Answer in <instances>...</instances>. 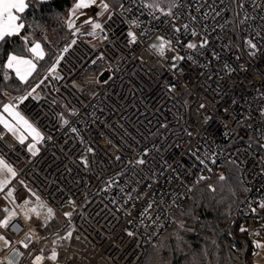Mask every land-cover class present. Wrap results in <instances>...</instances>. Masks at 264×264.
Instances as JSON below:
<instances>
[{"label":"built area","instance_id":"2783aa9c","mask_svg":"<svg viewBox=\"0 0 264 264\" xmlns=\"http://www.w3.org/2000/svg\"><path fill=\"white\" fill-rule=\"evenodd\" d=\"M106 2L103 31L74 33L12 100L44 137L40 148L33 154L0 130V155L16 169L0 191L5 209L16 213L1 228L11 239L0 250L4 264L15 249L16 264H139L193 182L225 161L238 166L245 189L236 217L249 233L261 225L252 210L264 197V0H170L171 16L141 0ZM158 37L173 50L161 55L152 47ZM204 38L203 49L185 46ZM177 55L184 59L174 61ZM20 179L49 205L72 207L51 232L34 226L49 223L45 210L25 216V200L15 197ZM41 249L56 259L35 261Z\"/></svg>","mask_w":264,"mask_h":264},{"label":"trees","instance_id":"16d2710c","mask_svg":"<svg viewBox=\"0 0 264 264\" xmlns=\"http://www.w3.org/2000/svg\"><path fill=\"white\" fill-rule=\"evenodd\" d=\"M108 1L118 5L124 0ZM141 1L145 4L153 2ZM164 1L166 3L161 8L167 11L170 0ZM74 2L47 0L41 3L32 0L25 13V23L30 27L22 30L21 34L29 36V46L33 41L39 42L45 55L36 61V71L26 82H21L13 72L0 67V109L14 95L25 91L41 77L42 71L53 61L54 53L74 34L67 24L69 9ZM9 52L31 56L19 37H11L0 43V66L6 61ZM5 72L8 74L7 79ZM41 88L44 91L43 86ZM220 170V174L217 171L210 172L203 179L193 182L187 201L174 212L173 222L159 238L146 246L139 264H259L253 259L255 253L251 254L250 245L252 241L264 239L261 238L264 233V208L259 207L264 197L255 207L261 221L255 232L259 235L241 232L243 226L236 217V209L245 195V189L239 168L234 162L225 161ZM221 174L225 177L223 181L219 179ZM4 212L5 206L0 201V218ZM53 228L55 226L45 231H52ZM0 234H3L1 228Z\"/></svg>","mask_w":264,"mask_h":264},{"label":"snow or ice","instance_id":"6c2138e0","mask_svg":"<svg viewBox=\"0 0 264 264\" xmlns=\"http://www.w3.org/2000/svg\"><path fill=\"white\" fill-rule=\"evenodd\" d=\"M32 0H0V43H4L7 41L8 38L11 37H19L24 42V48L25 50L31 54L30 57L24 56L22 54H18L16 52H9L7 54V59L3 63L2 67L3 69L9 70L11 72L15 73V76L22 82H26L28 77L32 75L33 72L36 71V61H39L44 58V50L39 42H31V46H29V36L27 34L22 35V30H25L26 27H30V25H27L25 23V13L30 8ZM41 3H46L47 0H39ZM164 2V0H153L152 3L145 4L144 7L153 9V10H159L164 15L171 16V8L175 7V3L172 2L169 4V9L167 12H164L163 8H161V4ZM98 8L99 11L95 12L94 15L89 14V11L93 8ZM109 3L106 2V0H75V2L72 4L71 8L69 9V17L67 20V24L69 28L74 27V19H79L81 16L86 17L83 20V24L90 25L93 29L94 34L95 30H101L103 31V25L96 19V17H102L106 12L109 11ZM151 14V13H150ZM109 19H111V16H109ZM247 19V17H245ZM131 23L133 25L139 26V21L132 20ZM39 26V25H37ZM188 26L185 25V28ZM78 31V29H77ZM175 31L179 32L180 29H176ZM128 37L130 38V42H135L136 40V34L132 31H128L127 33ZM192 35L196 36L197 33L193 30ZM159 40L158 45H152L153 48H156L157 51L163 55L165 52V49L173 50L172 42L170 40L164 39V37H158ZM208 40L207 38H204L201 40L199 45L195 42H189L185 46L188 49H196L197 47L203 49L207 46ZM247 46L252 49L253 51L250 52V55L255 57L257 48V45L251 40L246 41ZM66 50V49H65ZM189 60L193 59L191 55L187 57ZM219 57L217 56V59ZM184 57L182 56H174V61H180L183 60ZM173 67H176V64H173ZM51 71H55V68L53 67ZM8 78L7 72H5V79ZM21 100L26 99V97H20ZM3 113H6L8 117L11 118V122L5 118V116L0 113V124L4 126L5 129H7L9 132H12L14 135L17 136L20 143L23 144L26 136L22 133H26L28 136L32 137V140L35 143L41 142L44 137L41 135V133L38 131V129L29 122L28 119H26L23 115H21L20 112H18L15 108V106L12 103H7L3 105ZM64 123H67V121H64ZM73 132L76 131L75 128L72 129ZM35 143L30 144L28 146L29 151H32L33 154H35ZM89 152L92 151V149H88ZM119 159V157H117ZM85 165H87V160H84ZM137 163L143 164L144 160H138ZM0 172H6L10 174L11 176H15V171L12 169V167L7 164L3 159H0ZM203 179V177H201ZM219 179L221 181L225 180V177L223 174L220 175ZM8 183L7 177L0 180V189H2L6 184ZM7 195L9 197L12 196V191L10 190ZM27 204L28 202L25 201ZM149 207H151V204H149ZM260 208H264V201L260 202L259 204ZM39 209H46V212H44L45 219L50 218L53 215V211L51 208H47L46 205H44L42 202L38 203L37 207H34L30 209L32 213H34L37 216L41 215V212ZM147 209L145 210V212ZM253 212L256 210L253 209ZM5 212L8 213L6 218L3 221H0V228H7L9 227L10 221L15 217L16 213L13 211H9L8 209H5ZM26 217H28V212L24 213ZM66 215H71V213H66ZM141 215H144L142 213ZM241 232L247 231V229L241 227ZM256 235H259V233H255ZM129 236H132L133 233L129 232ZM0 240L4 241V244L7 245L8 241L0 235ZM27 247V244L24 245ZM254 246L256 249L264 248V244H261L260 242H254ZM19 255V253H15L11 258L7 259V264H16V257ZM57 257V253L53 250L51 255L48 257L43 256V249H41V255L34 257L35 261H41L43 259L48 260H55ZM0 264H4V262H0Z\"/></svg>","mask_w":264,"mask_h":264},{"label":"rangeland","instance_id":"374dc122","mask_svg":"<svg viewBox=\"0 0 264 264\" xmlns=\"http://www.w3.org/2000/svg\"><path fill=\"white\" fill-rule=\"evenodd\" d=\"M166 2L164 1L162 4H161V6L163 7V4H165ZM87 11H89V14H92V15H94L95 14V12H97V11H99V9L98 8H93V9H91V10H87ZM86 17H83V16H81L79 19H75V18H73L74 19V27H72L71 29H72V32L73 33H77V32H83V31H89V30H91L92 28H91V26L90 25H87V24H83V20L85 19ZM105 18V14H104V16H102V17H96V19L99 21V22H101L103 19ZM75 23H80L79 24V26H75ZM77 29H78V31H77ZM48 39H49V41H50V38L49 37H47ZM157 45L158 44V40L157 41H155L154 43H153V45ZM59 51H60V47H59V49L54 53V58H53V60L56 58V56H57V54L59 53ZM53 62V61H52ZM49 67V66H48ZM47 67V68H48ZM46 68V69H47ZM46 69H44V71H42V74H41V76L43 75V73L45 72V70ZM35 83V82H34ZM33 83V84H34ZM32 84V85H33ZM31 86V85H30ZM29 86V87H30ZM27 90V89H26ZM25 90V91H26ZM25 91H23V92H25ZM23 92H21V93H23ZM21 93H19V94H21ZM16 95H18V94H16ZM16 96L14 95L13 96V98H12V100L15 98ZM220 172H221V170H219V171H217V173H219L220 174ZM16 189H17V192H16V195H15V197H16V199L18 200V201H22V200H25V201H27L28 203L25 205V208H23L24 210L26 209L27 210V212H29V213H32L31 211H30V209H32V208H34V207H37V205H38V203H43L44 205H46V207L47 208H51L52 209V211H53V217L50 219V221H49V223H48V228L47 229H49V228H52V227H54L55 226V228L58 226V225H60L63 221H64V219H66V217H64V215H65V212H71L72 211V207L68 204V203H64V204H62V205H60L59 207H55V206H51V205H49L46 201H45V199H43V197L42 196H40L38 193H37V191L32 187V186H30L29 185V183H27L25 180H23V179H20L18 182H17V186H16ZM24 201V202H25ZM43 210H45L46 211V209H43ZM29 219H31V220H33V217H31V218H29ZM34 226H35V229L37 230V231H40V232H50V231H45V230H47V229H45V226H43L42 224H41V221H39L38 219H37V221L35 222V224H34ZM54 229V228H53ZM52 229V230H53ZM1 235V234H0ZM2 236L8 241V244L10 243V240L11 239H9L7 236H5L4 234H2ZM257 242H260L261 244H264V239H259V240H257ZM7 244V245H8ZM7 245H5L4 244V241L3 240H0V250H2L3 248H5ZM23 251H26L25 249H22ZM253 259L256 261V262H258L259 264H264V248H260V249H257L256 250V252H255V254L253 255Z\"/></svg>","mask_w":264,"mask_h":264},{"label":"crops","instance_id":"0c3cea01","mask_svg":"<svg viewBox=\"0 0 264 264\" xmlns=\"http://www.w3.org/2000/svg\"><path fill=\"white\" fill-rule=\"evenodd\" d=\"M14 73V72H13ZM34 73V72H33ZM32 73V74H33ZM14 75H15V73H14ZM32 76V75H31ZM31 76H29L28 77V79L31 77ZM27 79V80H28ZM22 82V81H21ZM13 98V97H12ZM12 98L9 100V101H7L6 103H4V104H7V103H12ZM3 104V105H4ZM3 105H2V107H1V109H0V113H2L4 116H5V118L6 119H8L10 122H11V118L10 117H8L7 116V114L6 113H3ZM22 115V114H21ZM0 130L4 133L3 135H4V139L7 141V142H9V143H15V142H20L19 141V139L17 138V136L16 135H14L12 132H9L7 129H5L4 128V126L2 125V124H0ZM22 134H24L25 136H26V138H25V140H24V145L27 147V149H28V146L30 145V144H33V143H35L33 140H32V137L31 136H28L26 133H22ZM40 146H41V142H39V143H35V149H36V151L40 148ZM29 150V149H28ZM35 151V152H36ZM30 152H32V151H30ZM33 153V152H32ZM0 159H3L7 164H9L1 155H0ZM10 165V164H9ZM11 167H12V169L16 172V169L12 166V165H10ZM5 177H7V179H8V183L6 184V185H8L9 183H11V182H13L14 181V176H11L10 174H8V173H6V172H0V180H2V179H4ZM5 185V186H6ZM4 186V187H5ZM3 187V188H4ZM2 188V189H3ZM2 189H0V191L2 190Z\"/></svg>","mask_w":264,"mask_h":264},{"label":"water","instance_id":"95a60500","mask_svg":"<svg viewBox=\"0 0 264 264\" xmlns=\"http://www.w3.org/2000/svg\"><path fill=\"white\" fill-rule=\"evenodd\" d=\"M15 253H18V251H17L16 249L12 251V253L10 254V258H11ZM17 257H18V256H17ZM17 257H16V259H17Z\"/></svg>","mask_w":264,"mask_h":264}]
</instances>
